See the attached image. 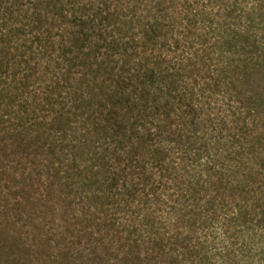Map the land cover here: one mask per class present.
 <instances>
[{"label":"rangeland","instance_id":"obj_1","mask_svg":"<svg viewBox=\"0 0 264 264\" xmlns=\"http://www.w3.org/2000/svg\"><path fill=\"white\" fill-rule=\"evenodd\" d=\"M19 1L3 0L0 20L4 19V23L0 22V30L8 31L12 21L13 34L18 35L20 28L29 25L22 13L19 17L13 14L9 20L11 13L3 12L17 9ZM83 1L93 8L95 16L98 6L102 10L104 6L123 10L113 27L132 20L125 35L135 41L131 44V61L136 70L146 59L151 65L161 53L157 38L143 41L138 20L149 22V14L162 15L165 71L159 83L168 90L164 96L174 108L170 113L172 126L166 129L178 136L181 97L175 95L181 92V51H197V93L201 102L197 112L201 114L204 102V112L210 118L208 127L199 128V145L203 153L207 147L213 164L225 170L230 163V144L226 142L230 101L224 92L228 78L219 67L221 58L223 61L230 56L226 36L237 31L249 39L248 45L239 40L236 43L245 52L252 51L253 56L234 55L247 63L258 60L263 64L254 63L260 67V74L252 79L251 88L258 86L256 91L264 102V0H162V11L158 9L155 14L151 13L155 0ZM185 1L191 3L189 10L198 16L189 25L190 32L186 30L181 38ZM36 20L35 35L45 46H53L56 35L61 33L57 22L40 17ZM109 25L104 27L103 37L116 40L118 34L114 29L110 33ZM33 36L20 35L14 41L22 45L37 38ZM9 53L10 59L14 58L15 51ZM106 53L100 50L96 56L84 59V67L79 65L78 57L73 59L66 67L68 85L51 90L47 73L43 75L42 66L37 68L16 95L19 102L29 103L34 98L39 104L31 116H23L22 120L17 118L23 109L17 111L19 116L9 117L4 112L7 100L1 98L0 264H264V238L241 232L249 225L232 223L226 202L205 204L213 195L210 188L199 187L194 194L192 224L181 225L177 219L181 211V137L179 144L172 142L164 149L163 165L160 150L165 145L157 137L160 122L154 95L146 112L129 114L121 144L116 135L119 130L110 129L113 120L108 121L107 132L90 131L89 113L78 103L89 97L96 83L86 68L90 63H103ZM18 73L22 77L28 72L21 68ZM209 84H215L210 93ZM6 94L3 88L2 95ZM25 108L30 114L29 105ZM104 114L94 117L99 121ZM131 126L135 130L131 131ZM112 133L118 141L112 140ZM146 133L142 143L140 138ZM213 136L219 138V143H209ZM162 169L165 179L161 183ZM255 179L264 181V174ZM182 196L185 201L184 193ZM181 235H186L182 253Z\"/></svg>","mask_w":264,"mask_h":264},{"label":"trees","instance_id":"obj_2","mask_svg":"<svg viewBox=\"0 0 264 264\" xmlns=\"http://www.w3.org/2000/svg\"><path fill=\"white\" fill-rule=\"evenodd\" d=\"M162 0H155L151 9V13L162 11ZM3 0H0V12L2 9ZM103 3V2H102ZM105 5V3H103ZM188 1L184 3V17L181 19L183 32H190V24L198 16L194 10L190 9ZM157 5V6H155ZM101 9L98 6L97 15L91 13L93 9L88 3L83 0H20L17 9H5V13L10 12V19L15 14L16 17L20 13L28 18L29 25L27 28H20L21 34H13L14 27L12 21L8 31L0 30V100L4 97L7 101L4 107V112L7 116L16 117L19 120L23 116H31L35 106H38L37 100L32 98L29 103L25 101L19 102L16 95L20 91V87L27 84L35 74L37 68L42 66L43 75L47 73L48 82L51 83L50 90L54 87L60 88L68 85L67 69L71 62L80 59V66L84 67V59H90L92 54L95 56L100 50H107L104 62L99 64H91L87 67L89 78L96 81L93 91L89 94L86 100H80L78 107L85 109L88 114V123L90 131L98 133L100 130L107 132L109 129L108 121L113 120L114 125L110 127L112 132H116L119 138V144L124 140L121 138L127 132L129 114L136 111L138 115L146 112L154 95L156 100V114L159 116V125L157 137L160 142L165 145L160 150V155L163 160V165L166 160V147L170 144H179L181 137V211L177 212V219L181 221V225H190L194 222L193 204L194 194L198 188L208 187L213 192V195L208 197L205 204L216 203L221 204L226 202L230 208V221L236 226L249 225L247 230L241 229V232L252 234L255 238H264V181L255 179L264 174V102L256 91L257 87L251 88L252 79L260 74V67L256 62L263 64L261 61H249L235 58L234 54L242 53L245 58L253 56L252 51L245 52L244 47H238L237 41H243L244 45H248L249 39L241 33L235 31L233 34H227V52L230 51V56H225L219 69L224 74V78H228L226 83V92L230 101L228 125V138L226 142L230 144L228 148L227 158L230 163L226 169H220L214 163L212 155L206 147L203 153L199 139V128L208 127L210 118L209 114L204 112V102L201 107V114L198 109L201 102L198 98L197 77L199 75L198 53L185 49L181 51V92L175 95L179 96V104H181V136H178L175 131L166 129V126H172L170 114L174 111L170 101L165 99L164 93L168 91L160 85V79L163 68L164 57L162 56V48L164 44V28L162 15L151 16L149 14V22L140 23V34L143 41L157 38L160 49L158 56L154 57L151 65L145 60L139 67L140 72L136 68L133 69V61H131V53L133 51V38L125 35L126 29L131 27L132 20L123 22L121 25L113 23L118 21V15L123 13V10L117 7ZM1 14V13H0ZM192 17H189V16ZM37 17L43 18L51 23L57 22L56 27L60 29L56 35L57 41L51 47L45 46L39 39L36 33V27L39 21ZM36 20V21H35ZM1 24L4 19L0 20ZM120 22V21H119ZM108 27L110 33L117 32L115 38L111 41L103 37L104 27ZM133 27V26H132ZM6 32V33H5ZM156 33V34H155ZM29 35L37 37L33 41H24L22 45L14 41L20 35ZM114 36H111V38ZM187 38V37H186ZM252 45V44H251ZM37 46L36 49H34ZM14 50L15 56L10 59L9 51ZM47 52V53H43ZM48 54V55H47ZM119 58V59H117ZM200 62V61H199ZM65 66V68L62 67ZM24 68L26 75L18 77V70ZM47 70V71H46ZM133 70V71H132ZM180 70V69H177ZM132 71V72H131ZM24 73V74H25ZM125 74L127 75L125 77ZM84 84L83 82L79 83ZM223 84V83H221ZM209 84L208 92L213 90ZM219 87V86H218ZM256 87V88H255ZM7 91V94L2 95V89ZM203 87L201 89L202 93ZM134 92H137L134 94ZM169 93V92H168ZM133 94V97H132ZM157 95V97H156ZM174 98V97H170ZM25 105H29L28 109ZM77 105V104H76ZM149 112V111H148ZM99 121L95 114L102 115ZM62 118H59L61 121ZM200 125V126H199ZM135 130L131 126V131ZM147 133L148 131L145 130ZM147 133L140 138L143 143L147 139ZM112 140L118 141L113 133ZM210 144L219 143V138L213 136L209 139ZM194 168L197 171H194ZM164 169L160 173V182L165 179ZM223 172H226L224 174ZM162 189V184H161ZM162 192V190H161ZM184 193L185 201L182 200ZM183 227V226H182ZM185 229V227H183ZM185 236L181 235V253L184 245ZM250 257L252 254L249 255ZM261 262V261H260Z\"/></svg>","mask_w":264,"mask_h":264}]
</instances>
